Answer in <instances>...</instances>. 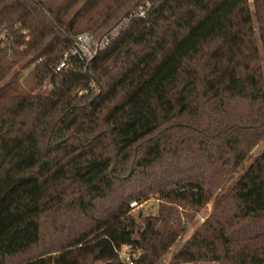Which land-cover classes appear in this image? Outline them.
Listing matches in <instances>:
<instances>
[{
    "label": "trees",
    "instance_id": "obj_1",
    "mask_svg": "<svg viewBox=\"0 0 264 264\" xmlns=\"http://www.w3.org/2000/svg\"><path fill=\"white\" fill-rule=\"evenodd\" d=\"M251 1L0 0V264H158L214 196L164 264H264V148L216 195L264 141ZM81 32L106 40L55 71Z\"/></svg>",
    "mask_w": 264,
    "mask_h": 264
},
{
    "label": "rangeland",
    "instance_id": "obj_2",
    "mask_svg": "<svg viewBox=\"0 0 264 264\" xmlns=\"http://www.w3.org/2000/svg\"><path fill=\"white\" fill-rule=\"evenodd\" d=\"M45 1L48 2L52 6V8H54V9L58 8L61 5L66 4L67 8L72 9V10L80 8L81 6H83V3H84V0H45ZM249 3H250L249 4L250 8L253 10L252 1L249 0ZM262 14H264V9L261 11V16H262ZM2 61L0 60V64H2L1 63ZM14 69L18 70L19 81H20L21 87L25 91H30L31 90V87H30L31 83L29 80V78H30V75H29L30 66L20 67L19 63L18 64L15 63L12 66V70H14ZM263 148H264V141H261L254 147V149L250 153V156L248 158H246L244 160V162L238 167V169L233 174V176L227 182H225L223 187L216 194L217 196H219L221 193H223L230 186V184L238 177V175L243 171V169L249 164L250 160L256 154H258ZM213 202H215V196L205 206H203L200 210L195 212V215H194L192 221L187 222V228H186L185 232L183 233V235L180 236V238L170 247L168 252L161 259V262L158 264H164L168 261V258L170 257V255L180 247V245L183 243V241L191 234L192 230L196 226H198L204 220V218L208 215V213L212 209ZM130 205L133 207L132 212L137 213L138 211H143L144 213H146L148 211L154 212L156 209L157 203H156V200L151 198V199H149L146 202H143L141 204L135 205V203L132 202ZM15 260H17V259H15Z\"/></svg>",
    "mask_w": 264,
    "mask_h": 264
},
{
    "label": "built area",
    "instance_id": "obj_3",
    "mask_svg": "<svg viewBox=\"0 0 264 264\" xmlns=\"http://www.w3.org/2000/svg\"><path fill=\"white\" fill-rule=\"evenodd\" d=\"M143 10L140 9L138 14H142ZM15 28H18V24L14 25ZM22 34H26L25 29H21ZM106 40V38L94 39L89 33L81 32L78 33L72 41V46L69 52L65 53L61 60L57 62L54 66V70L58 71L62 68L67 67L66 60L69 57H78L83 60L92 55L94 49L101 46L102 41ZM14 41V36L10 31L6 28H2L0 26V48L8 47V43H12ZM9 53H11L9 51ZM139 251H131L129 252L128 248L125 245H122L118 250L119 257L124 261L125 264H133V258L139 256Z\"/></svg>",
    "mask_w": 264,
    "mask_h": 264
}]
</instances>
